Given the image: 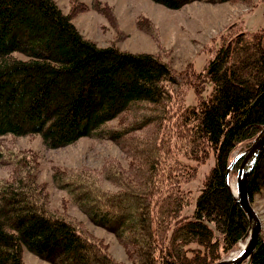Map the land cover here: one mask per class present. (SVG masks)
I'll return each mask as SVG.
<instances>
[{"label":"trees","instance_id":"trees-1","mask_svg":"<svg viewBox=\"0 0 264 264\" xmlns=\"http://www.w3.org/2000/svg\"><path fill=\"white\" fill-rule=\"evenodd\" d=\"M153 1L178 9L194 1L250 0ZM94 7L118 29L113 7L100 0ZM137 26L161 42L149 17L140 16ZM205 78L212 89L203 97ZM189 88L198 96L193 107L185 106ZM263 127L264 28L222 39L202 71L192 63L177 70L157 53L98 45L56 0H0V138L36 134L57 148L96 136L125 149L127 167L110 158L95 174L56 169L53 181L92 223L116 236L131 264H211L238 247L249 219L229 189L227 169ZM140 130L144 137L134 139ZM210 151L215 164L193 215L183 216L192 196L181 182L196 175L197 165L177 154L200 163ZM23 157L0 180V264H30L24 247L51 264H126L50 208L46 185ZM8 162L0 148V163ZM101 176L116 190L103 188ZM262 189L264 147L249 178L251 202ZM245 264H264V234Z\"/></svg>","mask_w":264,"mask_h":264},{"label":"rangeland","instance_id":"rangeland-1","mask_svg":"<svg viewBox=\"0 0 264 264\" xmlns=\"http://www.w3.org/2000/svg\"><path fill=\"white\" fill-rule=\"evenodd\" d=\"M65 13H69L79 30L98 45L117 44L121 49L132 52H153L163 59L169 60L177 70L187 67L189 63L197 71H202L206 62L221 45L222 39L243 31H254L264 28V0L249 2H219L211 3L194 1L178 9L166 7L153 0H100L113 7L117 17L118 29L111 24L109 18L94 7L96 0H56ZM147 16L157 26L161 42L158 44L151 33L137 26V19ZM224 37V38H223ZM200 95L206 97L212 83L204 79ZM198 102L194 88H189L185 97V106L193 107ZM116 126L118 120L110 122ZM146 130L135 131L134 139H142ZM0 148L6 155L9 165L0 163V180L8 179L13 172V161L21 156L38 172V180L46 185L49 194V206L57 214L68 217L79 223L92 237L101 240L109 253L116 259L131 264L124 247L116 236L106 229L92 223L87 216L70 199L67 190L56 186L53 173L56 169L74 170L86 169L95 174L101 170L110 158H118L127 167L130 157L125 149L113 140L105 137L84 136L72 144L51 148L46 146L40 135H4L0 138ZM239 151L234 152V156ZM177 154V157L189 165H197L196 175L189 180L183 178L181 187L190 191L192 201L182 210L183 216H192L196 198L200 192L206 174L215 164V156H210L205 162ZM10 159V160H9ZM94 172V173H93ZM238 169L231 171V183L236 184ZM98 174V173H97ZM100 184L108 190H116V186L100 177ZM262 223L264 234V189L254 196L252 202ZM238 247L224 253L222 258L237 252ZM24 260L30 264H51L24 247ZM246 263V262H245ZM243 263V264H245Z\"/></svg>","mask_w":264,"mask_h":264},{"label":"water","instance_id":"water-1","mask_svg":"<svg viewBox=\"0 0 264 264\" xmlns=\"http://www.w3.org/2000/svg\"><path fill=\"white\" fill-rule=\"evenodd\" d=\"M263 147L264 127L255 136L251 144L246 149L238 153L228 166L226 174L227 183L236 201L241 205L248 216L249 229L242 239L245 240V242L241 245L240 249L237 252L211 264H243L245 262L249 263L252 259L253 253L262 234V223L258 213L254 209L251 202L248 191V184L250 174ZM239 158H241V161L238 166L236 178V193H234L231 188L230 175L235 162Z\"/></svg>","mask_w":264,"mask_h":264},{"label":"bare ground","instance_id":"bare-ground-1","mask_svg":"<svg viewBox=\"0 0 264 264\" xmlns=\"http://www.w3.org/2000/svg\"><path fill=\"white\" fill-rule=\"evenodd\" d=\"M231 188L233 190L234 193H236V184L235 183H231Z\"/></svg>","mask_w":264,"mask_h":264}]
</instances>
